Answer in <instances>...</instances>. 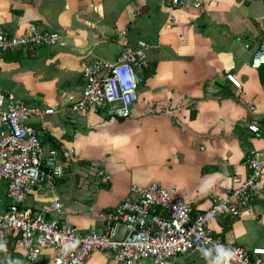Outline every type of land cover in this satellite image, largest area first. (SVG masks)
<instances>
[{
	"label": "crops",
	"instance_id": "0c3cea01",
	"mask_svg": "<svg viewBox=\"0 0 264 264\" xmlns=\"http://www.w3.org/2000/svg\"><path fill=\"white\" fill-rule=\"evenodd\" d=\"M29 24L57 32L60 42L33 55L20 49L4 53L0 90L54 109L30 124L45 148L74 149L64 176L54 181L61 205L54 218L100 232L102 213L117 205L131 184L152 182L174 188L197 214L223 186L245 178L243 159L250 151L264 155V65L250 66L264 27L263 0H203L199 11L172 12L164 0H0V25L8 32L19 33ZM129 25L143 30L145 38L132 35L138 30L125 32ZM138 40L149 46L154 72L138 87L129 117L73 113L69 108L83 88V65L93 58L114 61L124 43ZM226 73L240 81L239 90ZM249 124L258 130H249ZM97 169L110 180L97 181ZM50 199L45 190L34 192L23 207L35 213ZM251 200L233 219L208 221L211 233L248 251L264 247V191ZM12 246V261L22 262L20 246ZM51 253L45 248L42 258ZM84 264L120 263L108 251H94ZM166 264L220 260L208 251H191Z\"/></svg>",
	"mask_w": 264,
	"mask_h": 264
},
{
	"label": "built area",
	"instance_id": "2783aa9c",
	"mask_svg": "<svg viewBox=\"0 0 264 264\" xmlns=\"http://www.w3.org/2000/svg\"><path fill=\"white\" fill-rule=\"evenodd\" d=\"M164 2L170 12L181 7L199 11L203 6V0ZM59 42L57 32L35 24L19 33L0 25V58L19 49L33 55L37 48ZM148 48L142 40L134 45L124 43L114 61L93 58L86 62L81 70L83 88L70 110H102L111 117L128 118L137 99V72L148 66ZM262 65L264 27L250 61L253 68ZM225 78L237 90L241 88L233 74L226 73ZM246 105L253 109L248 101ZM52 112L54 109L40 108L0 90V264H84L94 251H108L120 264H166L172 256L191 251H208L220 264H264V247L248 251L213 236L208 228V221L218 215H239L258 191H264V155L250 151L243 159L245 178L223 186L210 206L194 216L191 204L174 188L155 182L131 184L127 195L102 213V231H81L51 215H59L61 210L54 181L64 176L74 158L72 146L45 148L38 129L30 124L33 117ZM247 128L258 130L254 124ZM94 175L100 182L110 180L104 169H97ZM44 190L51 194L47 207L35 213L23 207L29 194ZM14 243L22 251L20 263L12 261ZM45 248L52 253L42 258Z\"/></svg>",
	"mask_w": 264,
	"mask_h": 264
},
{
	"label": "trees",
	"instance_id": "16d2710c",
	"mask_svg": "<svg viewBox=\"0 0 264 264\" xmlns=\"http://www.w3.org/2000/svg\"><path fill=\"white\" fill-rule=\"evenodd\" d=\"M20 51V50H19ZM17 52H18V50H17ZM19 53V52H18ZM4 55V54H3ZM6 55V54H5ZM6 57H10V56H6ZM263 66V65H262ZM261 66V67H262ZM140 72H142V77H141V82L144 80V79H146V78H148L149 76H151L152 74H153V72H154V65L153 66H149V62H148V66L147 67H144ZM193 216L194 215H196V213L195 212H193V210H192V213H191ZM198 214V213H197ZM218 216H224V217H229V218H231V219H233L234 217H237V216H230V215H218ZM213 236H215V237H219L218 235H215V234H212ZM220 238V237H219ZM221 239V238H220ZM222 240V239H221ZM20 259V258H19ZM21 260V259H20ZM14 263V262H13Z\"/></svg>",
	"mask_w": 264,
	"mask_h": 264
},
{
	"label": "rangeland",
	"instance_id": "374dc122",
	"mask_svg": "<svg viewBox=\"0 0 264 264\" xmlns=\"http://www.w3.org/2000/svg\"><path fill=\"white\" fill-rule=\"evenodd\" d=\"M122 2H129L130 0H121ZM154 1H159V0H154ZM124 29V31L126 32V30H129L130 31V33L131 32H133V31H135V30H138L137 31V33H131L134 37H136V36H141V37H143V38H145V35L143 34L144 32H143V30H139L138 28L137 29H135V28H133V26L132 25H129V27L128 26H125V27H123ZM142 32V33H141ZM136 34V35H135ZM137 75H138V78H139V83H138V85H137V89H138V87L141 85V72L140 71H138L137 72ZM136 92H137V90H136ZM101 112H95V113H98V115H101V113L103 112L102 110H100ZM103 114V113H102ZM132 160H134V158H132Z\"/></svg>",
	"mask_w": 264,
	"mask_h": 264
},
{
	"label": "bare ground",
	"instance_id": "6f19581e",
	"mask_svg": "<svg viewBox=\"0 0 264 264\" xmlns=\"http://www.w3.org/2000/svg\"><path fill=\"white\" fill-rule=\"evenodd\" d=\"M142 77V76H141ZM70 109V108H69ZM45 140V139H44ZM263 194V193H262ZM252 201V200H251ZM31 209H32V207H31Z\"/></svg>",
	"mask_w": 264,
	"mask_h": 264
}]
</instances>
